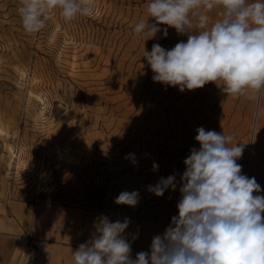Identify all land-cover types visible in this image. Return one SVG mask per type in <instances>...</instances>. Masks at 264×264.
<instances>
[{"label": "rangeland", "instance_id": "rangeland-1", "mask_svg": "<svg viewBox=\"0 0 264 264\" xmlns=\"http://www.w3.org/2000/svg\"><path fill=\"white\" fill-rule=\"evenodd\" d=\"M149 2L91 0L93 14L71 22L53 10L43 30L28 34L21 0H0V217L14 203L39 201L178 216L184 161L200 148V127L243 146L241 174L254 177L261 187L254 195L264 196V91L251 100L224 94L214 82L183 92L155 82L145 51L154 44L170 50L187 34L161 24L154 38L136 35L140 20L155 23ZM222 14L208 13L209 26ZM169 176L175 190H148ZM124 191L139 192L135 207L115 203ZM25 244L16 246V264H30V240Z\"/></svg>", "mask_w": 264, "mask_h": 264}, {"label": "clouds", "instance_id": "clouds-1", "mask_svg": "<svg viewBox=\"0 0 264 264\" xmlns=\"http://www.w3.org/2000/svg\"><path fill=\"white\" fill-rule=\"evenodd\" d=\"M216 8L222 9V18L209 26L208 13ZM57 9L65 22L94 11L91 0H21L24 31L39 33ZM146 11L155 23L140 20L136 35L154 38L161 24L187 34L186 42L170 50L154 44L145 51L155 82L182 92L214 82L224 94L251 100L264 91V0H150ZM197 133L200 148L191 149L184 161L178 216L153 238L150 253L132 259L123 235L129 219L101 217L97 235L73 252L74 264H264V196L254 195L261 191L254 177L241 174L237 160L243 146L214 130L200 127ZM128 158L136 163L133 154ZM168 188L176 189L175 176L161 178L148 190L163 196ZM138 202V191L121 192L115 200L131 207Z\"/></svg>", "mask_w": 264, "mask_h": 264}, {"label": "crops", "instance_id": "crops-1", "mask_svg": "<svg viewBox=\"0 0 264 264\" xmlns=\"http://www.w3.org/2000/svg\"><path fill=\"white\" fill-rule=\"evenodd\" d=\"M255 159L257 152L252 155L253 167ZM8 212L0 217V236L7 237L0 238V264H16V246L26 245L27 239L32 246L30 264H74L73 252L97 235L101 217L111 222L129 219L123 235L135 259L142 251L150 253L153 238L163 235L172 221L51 201L14 203Z\"/></svg>", "mask_w": 264, "mask_h": 264}, {"label": "bare ground", "instance_id": "bare-ground-1", "mask_svg": "<svg viewBox=\"0 0 264 264\" xmlns=\"http://www.w3.org/2000/svg\"><path fill=\"white\" fill-rule=\"evenodd\" d=\"M159 107H160V106H159ZM184 110H185V109H184ZM185 116H186V115H185ZM182 117H183V116H182ZM182 117H181V118H182ZM233 118H234V117H233ZM161 119H162V118H161ZM184 119H185V118H184ZM196 119H197V118H196ZM226 119H227V118H226ZM161 121H162V120H161ZM181 121H182V119H181ZM178 122H179V121H178ZM180 124H181V123H180ZM187 126H188V125H187ZM169 127H170V125H169ZM169 127H168V128H169ZM180 127H181V126H180ZM255 128H256V126H255ZM158 130H159V132L162 130V129H161V126H159ZM169 130H170V129H169ZM253 131H255L254 128H253ZM161 133H162V132H161ZM161 133L159 134V136H161ZM170 133H171V132H170ZM162 134H163V133H162ZM255 136H256V135H255ZM161 137H162V136H161ZM257 137H258V136H257ZM252 138H253V137H252ZM259 138H260V137H259ZM170 140H171V138H170ZM252 143H253L252 146H254V147L256 148V147L258 146L259 141H258V140L256 141V139H252ZM252 143H251V144H252ZM255 148H254V149H255ZM252 149H253V148H252ZM254 149H253V154H256V152L254 151ZM251 157H252V155L250 156V159H251ZM250 159H249V163H248V168H249L250 166H251L250 168H252V166H253L252 159H251V160H250ZM248 168H247V172H248Z\"/></svg>", "mask_w": 264, "mask_h": 264}]
</instances>
